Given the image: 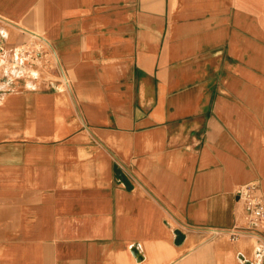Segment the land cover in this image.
I'll return each mask as SVG.
<instances>
[{"label": "crops", "instance_id": "1", "mask_svg": "<svg viewBox=\"0 0 264 264\" xmlns=\"http://www.w3.org/2000/svg\"><path fill=\"white\" fill-rule=\"evenodd\" d=\"M37 41L61 73L23 77ZM248 182L264 0H0V264H264L213 232Z\"/></svg>", "mask_w": 264, "mask_h": 264}, {"label": "built area", "instance_id": "2", "mask_svg": "<svg viewBox=\"0 0 264 264\" xmlns=\"http://www.w3.org/2000/svg\"><path fill=\"white\" fill-rule=\"evenodd\" d=\"M44 42H25L21 44L18 50V58L15 66L20 70L25 78H32L30 68L37 65L42 60L41 67L45 70L57 69L61 73L59 63L56 60L55 65H51L46 58L48 51H44ZM29 68V69H28ZM238 200L241 204L240 221L231 227L224 229H214L215 233H223L233 241H239L243 233L255 235L256 230L264 226V198L260 194L258 185L254 182L243 184L238 192Z\"/></svg>", "mask_w": 264, "mask_h": 264}]
</instances>
